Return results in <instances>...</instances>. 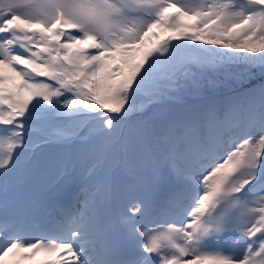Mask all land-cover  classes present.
Segmentation results:
<instances>
[{
    "label": "snow or ice",
    "instance_id": "obj_1",
    "mask_svg": "<svg viewBox=\"0 0 264 264\" xmlns=\"http://www.w3.org/2000/svg\"><path fill=\"white\" fill-rule=\"evenodd\" d=\"M26 262L264 264V0H0V264Z\"/></svg>",
    "mask_w": 264,
    "mask_h": 264
},
{
    "label": "rangeland",
    "instance_id": "obj_2",
    "mask_svg": "<svg viewBox=\"0 0 264 264\" xmlns=\"http://www.w3.org/2000/svg\"><path fill=\"white\" fill-rule=\"evenodd\" d=\"M32 233H33V230H30V231L28 232V235H29V236H34V234H32ZM37 258H39V256H38ZM27 264H30V262H27Z\"/></svg>",
    "mask_w": 264,
    "mask_h": 264
}]
</instances>
